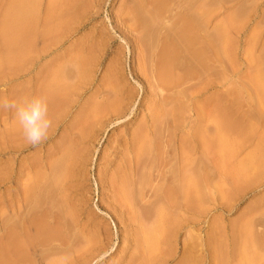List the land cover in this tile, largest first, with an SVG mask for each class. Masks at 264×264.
Masks as SVG:
<instances>
[{"label": "rangeland", "instance_id": "obj_1", "mask_svg": "<svg viewBox=\"0 0 264 264\" xmlns=\"http://www.w3.org/2000/svg\"><path fill=\"white\" fill-rule=\"evenodd\" d=\"M74 4L59 64L0 70L54 121L0 109V264H264V0Z\"/></svg>", "mask_w": 264, "mask_h": 264}, {"label": "crops", "instance_id": "obj_2", "mask_svg": "<svg viewBox=\"0 0 264 264\" xmlns=\"http://www.w3.org/2000/svg\"><path fill=\"white\" fill-rule=\"evenodd\" d=\"M0 7V70L3 71H33L59 64L65 57L62 52L68 48L63 47L62 51L61 46L74 35L78 23L86 21L75 14L74 0H65L63 6L57 0H0ZM61 8L62 15L58 13ZM45 30L52 33L48 39L44 37ZM61 30L67 36L61 37Z\"/></svg>", "mask_w": 264, "mask_h": 264}, {"label": "clouds", "instance_id": "obj_3", "mask_svg": "<svg viewBox=\"0 0 264 264\" xmlns=\"http://www.w3.org/2000/svg\"><path fill=\"white\" fill-rule=\"evenodd\" d=\"M0 109L14 113V118L25 141L37 147L45 142L53 129L54 121L49 112V101L45 95H33L20 99L0 97ZM101 256L94 264L105 259Z\"/></svg>", "mask_w": 264, "mask_h": 264}, {"label": "bare ground", "instance_id": "obj_4", "mask_svg": "<svg viewBox=\"0 0 264 264\" xmlns=\"http://www.w3.org/2000/svg\"><path fill=\"white\" fill-rule=\"evenodd\" d=\"M5 27H6V26H5ZM5 27H4V28H5ZM186 27H187V26H186ZM188 27H189V26H188ZM188 27H187V28H188ZM187 28H186V30L188 31ZM190 28H192V25H191ZM6 30H8V29L6 28ZM183 31L186 33L185 28L183 29ZM4 32H5V34L7 33V32L5 31V29H4ZM184 32H183V35H185ZM181 33H182V32H181ZM190 33H192V32H190ZM190 33H189V34H190ZM179 34H180V33H179ZM187 34H188V33H187ZM193 34H194V33H193ZM183 35H181V36H183ZM190 35H191V34H190ZM197 35H198V34H197ZM4 36H5V35H4ZM8 36H9V35H8ZM8 36H7V37H8ZM178 36H179V35H178ZM191 36H193V35H191ZM191 36L188 35V37H186V36H185V37H186L187 40L192 41L193 44H194V42H196L198 39H196V37H194V36L191 38ZM198 36H199V35H198ZM10 37H11V36H10ZM10 37H9V38H10ZM183 37H184V36H183ZM185 37H184V39H185ZM199 37H201V36H199ZM181 38H182V37H181ZM10 39H11V38H10ZM203 39H204V38H203ZM203 39H202V40H203ZM7 40H9V39H7ZM199 40H200V39H199ZM204 40H205V39H204ZM3 41H4V38H3ZM10 41H11V40H10ZM5 42H6V40H5ZM5 42H3V44H5ZM7 42H8V41H7ZM7 42H6V45H5V46H7ZM187 42H188V41H187ZM190 43H191V42H190ZM190 43H189V44H190ZM9 44H10V43H9ZM9 44H8V45H9ZM187 44H188V43H187ZM202 44H203V42H202ZM185 45H186V43H185ZM3 46H4V45H3ZM197 46H198V45H197ZM199 46H200V45H199ZM7 47H8V46H7ZM204 47H206V46H203V48H204ZM190 48H191V47H190ZM201 48H202V47H201ZM196 50H197V52H198V49H197V48H196ZM200 50H201V49H200ZM189 51H190V50H189ZM201 51L203 52V49H202ZM199 52H200V51H199ZM199 52H198V53H199ZM176 53H177V52H176ZM200 53H201V52H200ZM177 54H178V53H177ZM192 55H193V54H192ZM192 55H191V56H192ZM7 56H8V55H7ZM12 56H13V55H12ZM177 56H178V55H177ZM201 56H203V55H201ZM14 57H15V56H14ZM174 57H175V56H174ZM195 58H196V57H195ZM14 60H15V59H14ZM172 60H173V59H172ZM175 60H176V59H175ZM179 60H180V59H179ZM179 60H178V61H179ZM17 61H18V60H16L15 62H17ZM171 62H172V61H171ZM174 62H176V61H174ZM179 62H180V61H179ZM182 64H183V62H182ZM175 65H176V64H175ZM177 65H178V64H177ZM179 65H180V64H179ZM172 66H173V65H172ZM172 66H171V67H172ZM196 186H197V185H196ZM157 189H158V188H156V190H157ZM202 189H203V188H202ZM202 189H201V190H202ZM154 190H155V188H154ZM199 191H200V189L198 190V192H199ZM189 194H190V193H189Z\"/></svg>", "mask_w": 264, "mask_h": 264}]
</instances>
